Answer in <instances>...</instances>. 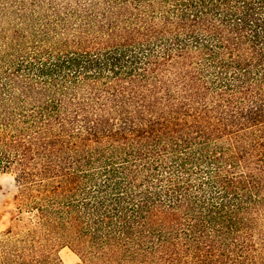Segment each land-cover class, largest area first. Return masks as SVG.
Wrapping results in <instances>:
<instances>
[{
  "label": "trees",
  "instance_id": "1",
  "mask_svg": "<svg viewBox=\"0 0 264 264\" xmlns=\"http://www.w3.org/2000/svg\"><path fill=\"white\" fill-rule=\"evenodd\" d=\"M0 264H264V0H0Z\"/></svg>",
  "mask_w": 264,
  "mask_h": 264
},
{
  "label": "rangeland",
  "instance_id": "2",
  "mask_svg": "<svg viewBox=\"0 0 264 264\" xmlns=\"http://www.w3.org/2000/svg\"><path fill=\"white\" fill-rule=\"evenodd\" d=\"M18 190L11 175H0V231L9 228L18 216ZM61 264H81L69 249L58 253Z\"/></svg>",
  "mask_w": 264,
  "mask_h": 264
}]
</instances>
